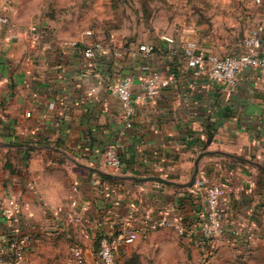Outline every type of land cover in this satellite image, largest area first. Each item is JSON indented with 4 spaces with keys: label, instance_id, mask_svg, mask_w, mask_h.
<instances>
[{
    "label": "crops",
    "instance_id": "0c3cea01",
    "mask_svg": "<svg viewBox=\"0 0 264 264\" xmlns=\"http://www.w3.org/2000/svg\"><path fill=\"white\" fill-rule=\"evenodd\" d=\"M8 5L1 2L0 11ZM10 17L11 25L0 32V245L7 244L11 233L2 213L10 195L23 203V227L34 229L29 261L59 241L71 246L74 263L72 247L82 243L86 264H95L102 235L139 228V236L154 230L149 224L162 213L180 215L199 228L207 207L201 185L218 182L226 189V220L238 222L240 230L233 242H214L261 252L264 170L259 167L215 153L202 157L200 184L191 187L134 178L161 175L187 181L204 149L264 163V82L258 70H241L235 86L225 89L207 70L189 66L183 53L189 39L207 51H240L249 27L242 28L238 20L232 32L222 28L202 33L208 28L203 23L192 33L185 28L172 42L158 39L148 58L107 53L87 59L79 47L46 29L35 51L29 26L16 25ZM15 31L18 39L10 36ZM146 60L170 76V83L153 97L140 99L127 126L110 87L120 75L133 73V95L141 93L139 74L147 73L141 67ZM113 144L122 157L119 169L104 161L105 149ZM74 160L118 176L103 178ZM193 239L210 244L200 229Z\"/></svg>",
    "mask_w": 264,
    "mask_h": 264
},
{
    "label": "rangeland",
    "instance_id": "374dc122",
    "mask_svg": "<svg viewBox=\"0 0 264 264\" xmlns=\"http://www.w3.org/2000/svg\"><path fill=\"white\" fill-rule=\"evenodd\" d=\"M6 1V11L16 25L49 30L62 41H76L80 48L84 43H109L112 39L123 40L127 46L157 43L162 35L176 38L185 28H191L188 31L192 33L195 25L203 23L208 28L202 33L222 28L232 32L238 20L244 23L242 28L264 25V0ZM50 244L48 251L34 253L33 260L27 256V262L74 263L71 246L59 241ZM118 254L122 264H264V247L258 254L251 246L242 250L232 244L213 247L188 238L173 226L141 233L134 241L122 244Z\"/></svg>",
    "mask_w": 264,
    "mask_h": 264
},
{
    "label": "built area",
    "instance_id": "2783aa9c",
    "mask_svg": "<svg viewBox=\"0 0 264 264\" xmlns=\"http://www.w3.org/2000/svg\"><path fill=\"white\" fill-rule=\"evenodd\" d=\"M11 25L10 14L6 11H0V32ZM31 31V43L35 51L38 50V41L45 33L44 29H36L34 26L29 27ZM264 25L262 23L253 25L242 39L243 49L236 52L216 53L200 48L196 41L188 40L183 47L187 64L191 67H197L201 70H207L212 79L221 82L225 89H232L239 75V72L245 68H255L258 70L260 79L264 82ZM11 37L17 38L18 32L10 34ZM162 38L172 42L174 37L162 35ZM78 46L76 41L71 43ZM80 48V47H79ZM157 45L152 42H138L136 45H125L123 40L117 41L112 39L109 43L95 41L84 43L80 51L87 59H94L105 56L107 53H113L116 56H143L148 58L157 50ZM147 73L139 74L142 80L143 91L138 95H133V85L136 75L125 73L119 76L116 83L110 89L111 92L119 99L123 115L126 118L127 126L132 125L133 115L137 109V103L140 99L148 96L153 97L160 89L170 83V76L164 75L161 71L152 69L151 64L146 60L142 66ZM27 115L31 112L27 111ZM105 164L111 168L119 169L122 165V157L118 145H109L104 151ZM195 184H200V179L196 177ZM205 191V200L207 203L204 217L199 221V228L188 224L180 215H170L169 212L162 213L152 222L149 227L157 229L160 227L173 226L187 236L194 238L198 229L201 230L202 237L212 246L216 247L214 241L219 240L221 243L231 241L239 233L240 226L236 221L226 220L223 197L226 189L222 183H211L202 186ZM77 205V200L72 201ZM2 213L5 216L11 233L7 237V244L0 245V264H29L27 262L28 249L33 242L34 229L24 228L23 220V203L16 195H10L6 203L2 206ZM140 229L119 233L118 235L104 234L99 239L98 247V264H122L119 258L118 248L121 245L134 241ZM228 234L231 236H228ZM72 257L77 264H86V251L82 243H76L72 247Z\"/></svg>",
    "mask_w": 264,
    "mask_h": 264
},
{
    "label": "water",
    "instance_id": "95a60500",
    "mask_svg": "<svg viewBox=\"0 0 264 264\" xmlns=\"http://www.w3.org/2000/svg\"><path fill=\"white\" fill-rule=\"evenodd\" d=\"M7 144L11 145V146H19V144H15V143H7ZM215 153H220V154L232 157V158H236V159L241 160V161H245V162L251 163V164L259 167L260 169L264 170V163L259 161V160H257V159H254V158H251V157H248V156H245V155H241V154H238V153H233V152H230V151L222 150V149H204V150H201L197 154V156L195 158V161H194V164H195L194 171H193V173L191 175V178L189 180H187V181L181 182V181H177V180H174V179H169V178L161 176V175H149V176H144V177L134 176V178L142 179V180H156V181H161V182L166 183V184L176 185V186H179V187H191L194 184L195 179L197 177V174H198V171H199V163H200V160L202 159V157H204L205 155H208V154H215ZM74 161L78 165H83V166H85V167H87L89 169H92V170L96 171L97 173H99L101 175H106V176L113 177V178L118 176L117 174H114V173H111L109 171L103 170L100 167L93 166V165L82 164V163H80V162H78L76 160H74Z\"/></svg>",
    "mask_w": 264,
    "mask_h": 264
},
{
    "label": "trees",
    "instance_id": "16d2710c",
    "mask_svg": "<svg viewBox=\"0 0 264 264\" xmlns=\"http://www.w3.org/2000/svg\"><path fill=\"white\" fill-rule=\"evenodd\" d=\"M263 172H264V171H263ZM102 177H103V178H106V179H110V180L112 179L111 177L106 176V175H102Z\"/></svg>",
    "mask_w": 264,
    "mask_h": 264
}]
</instances>
